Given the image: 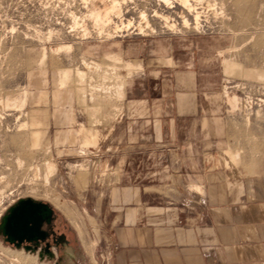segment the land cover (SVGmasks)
Segmentation results:
<instances>
[{
	"label": "rangeland",
	"instance_id": "obj_1",
	"mask_svg": "<svg viewBox=\"0 0 264 264\" xmlns=\"http://www.w3.org/2000/svg\"><path fill=\"white\" fill-rule=\"evenodd\" d=\"M191 5L181 0H0V223L12 206L30 198L49 204L72 239L56 258L41 259L0 235V264H57V257L60 264L109 263L115 217L109 212V189L130 184L120 178L131 169L125 163L134 152L130 142L141 136L126 128L129 110L141 107L132 97L146 94L145 107L154 113L174 106L196 114L181 118L178 133L185 159L182 190L195 195L194 184L184 177L192 162L216 172L260 157L264 173V0H193ZM95 10L102 13L101 21ZM127 48L138 58L124 56ZM161 69L169 72L160 75ZM64 71L70 78L62 87ZM189 71L195 73V100L183 106L162 99V87L172 93L166 82ZM234 96L239 106L233 109ZM62 118L72 121L64 124ZM68 129L78 136L63 142L60 135ZM90 133L99 143L111 134L119 146L117 157H111L115 148L108 153ZM163 140L172 142L171 135L166 132ZM167 150L157 156L165 163L153 171L171 170L173 155ZM227 151L241 158L235 161ZM52 159L57 170L47 174L45 163ZM166 200L187 203L188 197L182 191L181 197Z\"/></svg>",
	"mask_w": 264,
	"mask_h": 264
},
{
	"label": "crops",
	"instance_id": "obj_2",
	"mask_svg": "<svg viewBox=\"0 0 264 264\" xmlns=\"http://www.w3.org/2000/svg\"><path fill=\"white\" fill-rule=\"evenodd\" d=\"M130 52L127 48L122 54L138 58ZM128 65L135 68L133 63ZM168 72L161 69L160 75ZM192 73H183L182 78L179 74L178 80L167 81L172 93H165L162 87V99L177 100L183 106L195 100L197 87L195 73ZM145 96L132 97L133 104L141 107L127 113V130L141 133L140 140L130 142L134 152L125 158V163L131 169L122 172L120 178L130 184L122 186L119 183L109 189V212L115 213V217L111 241L113 255L108 264H264V173L260 170L261 158H248L241 165L216 172L201 170L197 163L192 162L184 177L188 185L194 184L195 195L188 189L182 190L180 165L185 159L180 155L182 142L178 133L181 118H192L196 114L193 111L182 113L174 106L168 112L155 111V114L146 109V102L150 99ZM147 117L152 119L147 120ZM62 121L70 124L72 120L62 118ZM204 125H207L206 121ZM144 132L150 136H142ZM166 132L171 135L170 143L163 140ZM110 135L102 137L104 141L98 147L107 148L108 153L115 148L111 156L114 158L119 146L115 147ZM74 136H78V132L68 129L61 133L60 139L69 142ZM194 145L189 143L190 149ZM165 149L168 152L172 150L173 167L168 171L162 167L153 171L154 166L165 163L157 157ZM227 152L235 161L241 158L238 152ZM158 159L161 160L159 164ZM170 161L168 158V164ZM195 188H200L201 194ZM182 191L188 197L187 203L166 200L171 196L181 197Z\"/></svg>",
	"mask_w": 264,
	"mask_h": 264
},
{
	"label": "water",
	"instance_id": "obj_3",
	"mask_svg": "<svg viewBox=\"0 0 264 264\" xmlns=\"http://www.w3.org/2000/svg\"><path fill=\"white\" fill-rule=\"evenodd\" d=\"M53 213L54 209L49 204L30 198L21 199L3 216L0 223V235L17 249L33 251L30 246L24 244L39 243L44 239L42 227L50 222ZM49 256L54 258L52 252ZM40 258H43L41 254Z\"/></svg>",
	"mask_w": 264,
	"mask_h": 264
},
{
	"label": "flooded vegetation",
	"instance_id": "obj_4",
	"mask_svg": "<svg viewBox=\"0 0 264 264\" xmlns=\"http://www.w3.org/2000/svg\"><path fill=\"white\" fill-rule=\"evenodd\" d=\"M43 230V240H40L39 243L27 244L31 247L33 254H40L44 259L46 256H49V253L54 254V258H56V253L61 252L67 246L72 245V239L68 230L66 223L63 218L60 217L55 211L53 213L52 218L49 223H45L42 227ZM13 246V245H12ZM15 247V246H14ZM50 257V256H49ZM53 258V259H54ZM62 258L57 257V264H60Z\"/></svg>",
	"mask_w": 264,
	"mask_h": 264
},
{
	"label": "bare ground",
	"instance_id": "obj_5",
	"mask_svg": "<svg viewBox=\"0 0 264 264\" xmlns=\"http://www.w3.org/2000/svg\"><path fill=\"white\" fill-rule=\"evenodd\" d=\"M101 1H104V0H101ZM191 1H193V0H181V2H182V4H185L188 8H190V7H192V5L190 6V4H191ZM196 1V0H195ZM199 1V0H198ZM215 4V3H214ZM216 5V4H215ZM114 9V8H113ZM191 9V8H190ZM110 11L111 10H107L106 11V14H105V17L106 16H108L109 15V13H110ZM114 11V10H113ZM93 13L96 15V19H97V21H101L102 20V13H97V10H95V12L93 11ZM92 13V14H93ZM187 19V18H186ZM199 20V17L197 16V21ZM102 23V22H101ZM185 23H187L188 24V21H185ZM196 24V23H195ZM199 25V24H198ZM119 60V59H118ZM86 65V64H85ZM90 67H92V66H90ZM63 73V72H62ZM62 75H64L63 76V79H62V81H61V85H62V87L68 82V80H69V78H70V71H64V73L62 74ZM77 75V74H76ZM77 76H79V78H83L84 79V73H82V72H78V75ZM82 79V80H83ZM67 85V84H66ZM230 104H231V106H232V108L234 109V108H238V106H239V99H238V97L237 96H234V97H232V98H230ZM91 132V131H90ZM91 134V133H90ZM90 136H92V138L94 139V138H96L97 136L96 135H93V133L90 135ZM84 140V146L83 147H88L89 146V139L88 138H84L83 139ZM83 140H81V141H83ZM96 142H98L99 143V139H98V137L96 138V140H95ZM77 166H79V165H77ZM76 166V167H77ZM82 166V165H81ZM45 171H47V174H52V173H55V171L57 170V164H56V161L55 160H48V161H46V163H45ZM80 167V166H79ZM47 176H49V175H47ZM48 178V177H47ZM195 190H196V192L197 193H201V190H200V188H195ZM20 260V259H19Z\"/></svg>",
	"mask_w": 264,
	"mask_h": 264
}]
</instances>
